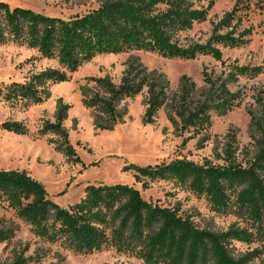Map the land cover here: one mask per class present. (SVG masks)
<instances>
[{
	"label": "trees",
	"instance_id": "16d2710c",
	"mask_svg": "<svg viewBox=\"0 0 264 264\" xmlns=\"http://www.w3.org/2000/svg\"><path fill=\"white\" fill-rule=\"evenodd\" d=\"M215 4L216 0H102L97 9L64 19L21 7L11 8L0 2V46H25L36 50L43 59L57 61L61 67L32 74L24 82L0 86V96L12 106L42 104L51 97L49 85L69 82L81 66L100 55L142 51L171 60L210 56L224 62L220 47L242 48L251 42L253 27L245 24L253 11L264 10V0H257L253 6L250 0L245 4L237 2L212 24V34L205 44L183 43L182 35L196 24L207 22ZM236 70L253 76L264 74V66ZM202 74L209 86L205 98L192 101L196 85L184 76L170 117L177 130L194 133L190 140L199 138V147L210 138L213 116H225L243 102L241 91L231 92L226 82L214 80L207 70ZM89 81L96 88L83 90V103L94 112L95 126L102 131H111L122 122L127 111L121 105L145 90L146 124L154 123L167 102L169 82L157 72H150L139 60L128 62L119 83L107 76ZM255 99L260 113L249 111L255 148L245 162L238 161L236 137L230 136L232 143L226 145L221 165L177 159L147 167L131 164L125 170L135 173L136 183L147 178L187 184L195 194L205 195L217 213L226 214L234 206L237 212L247 213L261 225L264 89L257 92ZM69 110L70 106L60 100L55 121H45L39 133L55 135L57 139L52 142L56 149L73 159L77 154L65 127ZM1 129L20 136L29 134L27 126L19 121H5ZM0 202L14 209L36 237L51 244L61 242L80 255L111 247L118 254L142 260L143 264H264V228L259 233L261 248L235 256V242L256 243L252 232L235 227L222 232L200 228L191 217L181 214L179 208L146 201L130 185L89 186L80 202L64 208L52 201L45 186L26 171L0 170ZM13 236L14 230L3 227L0 221V244ZM33 261L22 251L11 264Z\"/></svg>",
	"mask_w": 264,
	"mask_h": 264
},
{
	"label": "rangeland",
	"instance_id": "374dc122",
	"mask_svg": "<svg viewBox=\"0 0 264 264\" xmlns=\"http://www.w3.org/2000/svg\"><path fill=\"white\" fill-rule=\"evenodd\" d=\"M248 0H216L208 20L196 24L190 32L182 35L183 43L205 44L212 34V24L230 12L237 2ZM253 4L257 0H250ZM11 8L21 7L43 15L67 19L97 9L102 0H0ZM253 27L251 42L242 48H223V61L210 56H199L195 60L165 59L156 54L135 51L118 55H100L81 66L71 75L70 81L51 84V97L42 104L21 107L12 106L0 96V170L26 171L46 188L49 198L59 206L68 208L80 202L89 186L130 185L138 189L146 201L158 202L170 208H179L200 227L215 232L231 227L248 230L254 234L256 243L251 245L235 242V256L254 248H261L264 228L247 213L237 212L233 206L226 214H219L210 205L205 195L195 194L188 185L173 180L151 181L143 178L135 182V173L126 171L128 165L147 167L187 159L202 164L211 161L221 165L223 152L230 136L236 137L238 161L245 162L254 153L255 141L249 111L259 115L255 96L264 89V74L253 76L241 74L237 68L264 66V10L253 11L245 24ZM29 59H34L25 63ZM139 60L150 72H157L168 82L166 105L158 112L153 124L144 122L147 108L146 90L134 99L127 100L121 109L127 111L122 122L111 131H102L95 126V114L84 103L85 88L94 90L96 85L90 78L109 77L119 83L126 65ZM48 68L60 69L57 61L40 57L36 50L14 44L0 46V86L13 82H24L30 75ZM235 69V70H234ZM214 80L226 82L231 92H242L243 102L225 116L214 115L210 138L199 147V138L190 140L192 131L181 132L171 123L173 105L180 94L182 79L188 77L196 89L193 102L202 101L209 91L204 82L203 71ZM89 93V92H87ZM70 106L65 127L77 157L71 159L56 149L53 134L40 135L45 121L54 122L58 102ZM23 122L29 134L16 135L1 129L5 121ZM187 142L184 144V140ZM76 158L78 160H76ZM146 183V187L143 186ZM0 221L3 227L13 229L14 236L0 244V264H11L17 253L25 252L33 257L29 264H143L142 260L118 254L111 247L100 252L80 255L58 242L51 244L36 237L29 224L5 202H0ZM27 249V250H25ZM259 264V262H256Z\"/></svg>",
	"mask_w": 264,
	"mask_h": 264
}]
</instances>
